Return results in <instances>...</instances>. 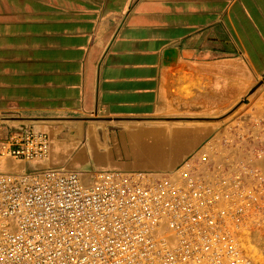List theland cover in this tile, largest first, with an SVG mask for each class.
<instances>
[{
    "label": "crops",
    "instance_id": "1",
    "mask_svg": "<svg viewBox=\"0 0 264 264\" xmlns=\"http://www.w3.org/2000/svg\"><path fill=\"white\" fill-rule=\"evenodd\" d=\"M263 77L264 0H0V143L47 134L39 168L142 173L132 150L188 127L196 145L147 174L170 172Z\"/></svg>",
    "mask_w": 264,
    "mask_h": 264
},
{
    "label": "built area",
    "instance_id": "2",
    "mask_svg": "<svg viewBox=\"0 0 264 264\" xmlns=\"http://www.w3.org/2000/svg\"><path fill=\"white\" fill-rule=\"evenodd\" d=\"M231 123L154 177L39 168L49 136L12 131L0 143V264H257L245 235L264 244V103Z\"/></svg>",
    "mask_w": 264,
    "mask_h": 264
},
{
    "label": "rangeland",
    "instance_id": "3",
    "mask_svg": "<svg viewBox=\"0 0 264 264\" xmlns=\"http://www.w3.org/2000/svg\"><path fill=\"white\" fill-rule=\"evenodd\" d=\"M256 93L257 90L246 96V101L244 103L247 106L243 107L246 113H250L253 104L249 105V102L253 103V98ZM261 97L259 103H264V94H262ZM191 130L192 129L188 127L179 128L174 134L169 135V137H165L156 142H148L144 145L142 150H132L130 162L141 167L144 170L142 173L154 172L153 169L158 166L173 165L184 153L196 145L197 139ZM13 169H19V167L14 166ZM2 170L4 169L2 168ZM158 175L160 174H152L153 177Z\"/></svg>",
    "mask_w": 264,
    "mask_h": 264
},
{
    "label": "bare ground",
    "instance_id": "4",
    "mask_svg": "<svg viewBox=\"0 0 264 264\" xmlns=\"http://www.w3.org/2000/svg\"><path fill=\"white\" fill-rule=\"evenodd\" d=\"M247 252L250 253L257 264H264V244H251L249 234L245 235Z\"/></svg>",
    "mask_w": 264,
    "mask_h": 264
},
{
    "label": "water",
    "instance_id": "5",
    "mask_svg": "<svg viewBox=\"0 0 264 264\" xmlns=\"http://www.w3.org/2000/svg\"><path fill=\"white\" fill-rule=\"evenodd\" d=\"M264 85V77L262 78V80L257 84V86L254 88L253 92H255L257 89H259L260 87H262ZM252 92V93H253Z\"/></svg>",
    "mask_w": 264,
    "mask_h": 264
}]
</instances>
